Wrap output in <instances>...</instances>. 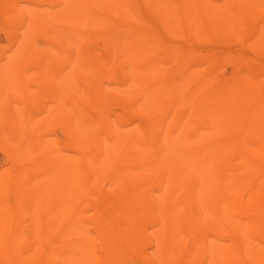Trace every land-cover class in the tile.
<instances>
[{"label": "bare ground", "instance_id": "6f19581e", "mask_svg": "<svg viewBox=\"0 0 264 264\" xmlns=\"http://www.w3.org/2000/svg\"><path fill=\"white\" fill-rule=\"evenodd\" d=\"M0 264H264V0H0Z\"/></svg>", "mask_w": 264, "mask_h": 264}]
</instances>
